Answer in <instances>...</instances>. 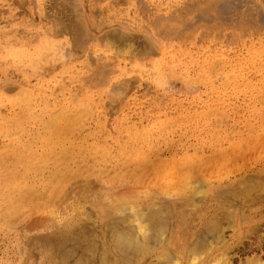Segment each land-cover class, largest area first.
<instances>
[{"label": "rangeland", "instance_id": "374dc122", "mask_svg": "<svg viewBox=\"0 0 264 264\" xmlns=\"http://www.w3.org/2000/svg\"><path fill=\"white\" fill-rule=\"evenodd\" d=\"M263 155L264 0H0V264H146L115 247L131 206ZM261 231L224 225L230 264Z\"/></svg>", "mask_w": 264, "mask_h": 264}, {"label": "bare ground", "instance_id": "6f19581e", "mask_svg": "<svg viewBox=\"0 0 264 264\" xmlns=\"http://www.w3.org/2000/svg\"><path fill=\"white\" fill-rule=\"evenodd\" d=\"M172 150H170V152ZM43 162L45 161L43 160ZM256 172L257 171H255V173ZM193 173L194 175L196 174L195 172ZM251 173L253 174V172ZM67 174H69V172H64V175ZM189 175L191 174H188V176ZM188 176H179L176 183L179 184L180 188L178 191H176L175 189L177 188H175L174 190L176 192L173 190V193L169 191L168 193H172L170 194L171 197L169 196L170 198L168 196L162 195L161 197L156 195L157 200L154 199L153 203H158V205L154 207L155 203L153 205L149 203L151 206L149 205L147 207V213L149 214L146 220H144L145 217L142 216L143 212H140L142 209L140 211H135L132 210V208L136 207L131 206L130 211H133V216L131 217L132 220L128 222L133 223L128 225L125 223L121 225V228L116 230L118 234L115 240L117 241L115 242L117 243L115 247L116 249L119 248L118 251L122 256L123 253H129V251L134 258L137 257V259L143 258L144 260V257L152 256L154 260L148 261L146 264H182L183 261H188V264H230L229 257L231 258V256L227 254L229 246L226 245L227 239L224 238V225L229 223L233 225V233L236 236L235 240L239 241L242 237H245V235H250L254 238V241L248 243L245 241L246 244L244 243L245 246L242 244V248L239 247L241 244L239 242L240 244L237 245L239 251L241 249L243 250L245 247L246 249L248 248L247 250L249 251H255L254 249L258 250V244L261 243L260 241H262L261 238L263 237V233L262 231L260 232V230H262L264 226V175H252L249 179L243 180L245 181L243 184L233 186V188L217 189V186L216 190L210 191L203 190L202 187H204V183H202L201 178L194 177L189 180ZM209 177L210 176H208V178ZM238 178L235 179L238 180ZM229 180L231 181L232 178H229ZM205 185H207V183ZM208 186H210L209 183ZM162 192L164 193V191ZM163 197L167 199H163ZM24 199L23 201L25 202L27 198L26 200ZM164 202H167L169 207L166 208L164 205L161 206ZM162 208H165V213L169 215L168 222L165 221L166 217L164 216L165 213ZM200 209H203V211L196 214L191 213V215H189V211H200ZM117 220H113L114 223H123L125 218L120 216ZM119 223L116 225L118 226ZM168 223L174 224L175 226L171 230L169 239L166 241L161 235H163L166 228L169 226ZM116 225H114L115 228H117ZM148 229L150 230L149 234L147 233ZM252 243L258 244L253 246ZM260 245L262 246V244ZM260 257H258V255L251 256L246 258L242 264H264V261L261 260Z\"/></svg>", "mask_w": 264, "mask_h": 264}]
</instances>
